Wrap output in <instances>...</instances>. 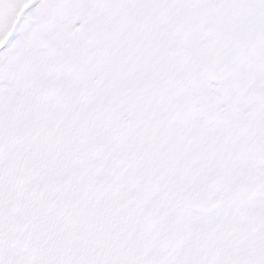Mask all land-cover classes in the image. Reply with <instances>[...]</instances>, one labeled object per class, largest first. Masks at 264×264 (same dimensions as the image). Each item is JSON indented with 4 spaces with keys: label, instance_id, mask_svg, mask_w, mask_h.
Wrapping results in <instances>:
<instances>
[{
    "label": "snow or ice",
    "instance_id": "6c2138e0",
    "mask_svg": "<svg viewBox=\"0 0 264 264\" xmlns=\"http://www.w3.org/2000/svg\"><path fill=\"white\" fill-rule=\"evenodd\" d=\"M0 264H264V0H0Z\"/></svg>",
    "mask_w": 264,
    "mask_h": 264
}]
</instances>
